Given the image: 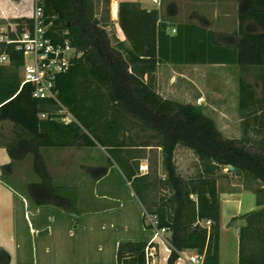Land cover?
Instances as JSON below:
<instances>
[{
    "label": "trees",
    "instance_id": "obj_1",
    "mask_svg": "<svg viewBox=\"0 0 264 264\" xmlns=\"http://www.w3.org/2000/svg\"><path fill=\"white\" fill-rule=\"evenodd\" d=\"M50 33L67 31L70 43L83 51V57L55 80L60 101L77 123L68 125L37 115L50 111L49 103L32 99V86L20 85L16 78L0 75V122L9 121L19 130L12 145L6 147L12 161L32 157L38 183L27 185V194L36 206L74 209L75 196L67 189L52 187L42 147L104 148L108 164H115L144 210L155 216L157 229H165L169 248L167 264H175L181 252L195 251L202 264H219L220 202L216 174L228 165L260 180L264 185V157L237 146L221 136L213 121L199 107L161 98L151 85L157 64L237 65L240 68L264 66V0H239L238 26L229 45H219L212 34L192 25H180L174 35L158 22L156 11L136 9L132 3L118 5V24L130 49L114 48L94 15L93 0H43ZM14 39L30 25V19H16ZM8 58L2 69L17 70L22 54L12 44H0V56ZM124 54V55H123ZM126 55V56H125ZM142 56V57H141ZM147 77V82L144 81ZM238 110L241 116L257 114L254 90L239 80ZM264 126V123H263ZM148 129L159 143L151 145L132 131ZM197 156L198 170L182 177L173 161L178 146ZM155 147L162 151L166 178L157 177V161L152 170L138 171L144 157L136 150ZM11 165L2 168L8 174ZM149 170V166H148ZM94 178L106 168H87ZM164 191V194H161ZM258 193L260 195L258 196ZM256 211L246 214L239 229L238 264H264V189L256 191ZM210 222L205 226L204 222ZM146 229H152L145 224ZM153 243L122 242L116 252L117 264H152L147 253ZM8 253L0 248V264H9Z\"/></svg>",
    "mask_w": 264,
    "mask_h": 264
},
{
    "label": "crops",
    "instance_id": "obj_2",
    "mask_svg": "<svg viewBox=\"0 0 264 264\" xmlns=\"http://www.w3.org/2000/svg\"><path fill=\"white\" fill-rule=\"evenodd\" d=\"M120 2L132 3L136 9L146 12L156 11L159 16L161 0L158 4L150 0H119L115 2L117 9ZM32 9L33 0H0V25L3 21L30 19ZM111 21L118 43L129 48L118 26V14ZM159 23H162L160 16ZM7 65L8 61L0 63V66ZM0 75H9L20 83L22 80L21 67L1 69ZM6 123L13 124L2 121L0 128ZM40 153L55 191L60 194L59 189H67L75 196L74 209L65 211L34 205L24 191L32 183L27 176L31 155L12 161L6 146L0 143V248L8 253L9 264H117V247L122 242L153 243L156 245L150 249L151 253L155 252L153 264H167L170 251L165 240L169 233L166 232V239L161 241L151 229L145 228L142 206L119 168L108 164L109 156L104 148L42 147ZM9 164L10 172L3 174L2 168ZM87 168H106V172L94 178ZM14 178L20 179L22 188L16 185ZM244 192L218 191L219 264H238L239 229L245 224L243 217L253 212V206H249L245 214L241 212ZM224 204L231 205L235 211L226 222L222 217ZM255 208L259 209L257 205ZM192 255H196L192 250L181 252L175 264H190L188 258Z\"/></svg>",
    "mask_w": 264,
    "mask_h": 264
},
{
    "label": "rangeland",
    "instance_id": "obj_3",
    "mask_svg": "<svg viewBox=\"0 0 264 264\" xmlns=\"http://www.w3.org/2000/svg\"><path fill=\"white\" fill-rule=\"evenodd\" d=\"M117 1L119 0H93V4L94 15L100 27L105 29L111 45L118 49L119 39L116 37L110 13L111 5ZM238 8L239 0H161L158 11L162 23L167 26L166 32L169 35H174L180 25H192L211 33L212 39L223 46L229 45L230 41L227 38L234 36L237 30ZM15 28L13 20L3 21L0 25V34L8 36ZM127 49H130V45ZM239 80L249 85L255 92L258 107V112L255 115L241 116L239 113ZM144 81L147 82L145 76ZM151 85L156 93L165 100L199 107L202 113L213 121L223 138L233 140L237 146L245 147L249 152L264 157V66L240 68L237 65L159 63L156 66ZM198 101H201L200 105L197 104ZM137 133L140 140H146L151 145L159 143L155 133L151 130L140 129L138 132L134 130L131 135L134 136ZM18 134L19 130L13 124H3L0 128V143L6 147L12 145ZM47 152L48 150H45V153ZM133 155L144 157L139 163L147 164L148 172L152 170L156 160L157 177L166 178L160 148L150 147L145 150H136ZM29 158L32 159V157ZM173 161L177 172L182 177L188 178L197 173V156L190 149L178 145L173 153ZM27 176L32 183L40 181L33 171L32 161L28 164ZM14 179L16 185L22 188L20 179ZM216 182L218 191H245L242 214L248 212L249 206H253V211L257 210L255 208L257 197L255 192L264 189L260 180H255L240 172L234 175L226 168H222L217 171ZM24 191L27 192V186ZM162 193L164 194V191H161ZM259 195L260 193H258ZM262 200L264 201V197ZM223 209L222 217L226 222L227 217L235 211L229 204H224ZM149 219V217L145 218L146 225H150ZM166 234V232L161 233L162 241L166 239ZM164 251L162 250L163 253ZM154 258L155 252L152 251L150 257L152 264Z\"/></svg>",
    "mask_w": 264,
    "mask_h": 264
},
{
    "label": "built area",
    "instance_id": "obj_4",
    "mask_svg": "<svg viewBox=\"0 0 264 264\" xmlns=\"http://www.w3.org/2000/svg\"><path fill=\"white\" fill-rule=\"evenodd\" d=\"M158 4L159 0H150ZM113 5H111V18L116 19L118 14L117 4L115 17L113 16ZM31 24L24 25L22 32L14 39L0 34V44H12L15 50L23 57L22 80L20 85L30 84L32 86L31 97L38 101L49 103L50 111H42L37 117L39 120L51 119L68 125L77 123L69 109L60 101L58 91L55 87L56 77L67 73L82 57L84 52L73 46L68 38L67 31L61 33H50L51 22H46L44 16L43 0H33V9L30 17ZM15 32V30L11 31ZM8 61L5 54L0 56V63ZM138 171L141 175L148 173V165L140 164ZM149 217L150 227L154 234L161 238L165 229L158 230L155 216ZM209 226L210 222H204ZM147 256L151 257L149 250ZM190 264H202L203 257L200 255L189 256Z\"/></svg>",
    "mask_w": 264,
    "mask_h": 264
},
{
    "label": "water",
    "instance_id": "obj_5",
    "mask_svg": "<svg viewBox=\"0 0 264 264\" xmlns=\"http://www.w3.org/2000/svg\"><path fill=\"white\" fill-rule=\"evenodd\" d=\"M227 169L228 172L232 173V174H238L239 173V170L232 167L231 165H228L225 167Z\"/></svg>",
    "mask_w": 264,
    "mask_h": 264
},
{
    "label": "bare ground",
    "instance_id": "obj_6",
    "mask_svg": "<svg viewBox=\"0 0 264 264\" xmlns=\"http://www.w3.org/2000/svg\"><path fill=\"white\" fill-rule=\"evenodd\" d=\"M116 4V3H115ZM115 4L113 5V13H115V11H114V7H115ZM155 235V234H154ZM155 237H157L156 235H155ZM160 239V238H159ZM162 241V240H161Z\"/></svg>",
    "mask_w": 264,
    "mask_h": 264
}]
</instances>
